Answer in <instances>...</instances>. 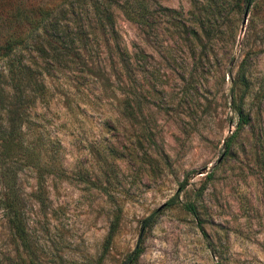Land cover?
<instances>
[{
    "label": "rangeland",
    "instance_id": "rangeland-1",
    "mask_svg": "<svg viewBox=\"0 0 264 264\" xmlns=\"http://www.w3.org/2000/svg\"><path fill=\"white\" fill-rule=\"evenodd\" d=\"M144 3L143 27L112 8L132 68L117 77L92 0H0V45L27 40L12 58L38 65L29 124L59 169L42 202L35 174L18 175L32 261L122 264L156 213L135 264H264V0ZM58 7L61 43L40 55L32 46L50 34L32 36L31 22ZM238 111L248 123L228 150ZM15 254L0 210V264Z\"/></svg>",
    "mask_w": 264,
    "mask_h": 264
},
{
    "label": "trees",
    "instance_id": "trees-1",
    "mask_svg": "<svg viewBox=\"0 0 264 264\" xmlns=\"http://www.w3.org/2000/svg\"><path fill=\"white\" fill-rule=\"evenodd\" d=\"M69 3L70 0H65ZM93 14L96 17V28L105 36H111V54H114L113 73L129 75L131 65L127 47L120 42L119 34L115 28L113 7L124 12L127 18L143 27L146 23L145 14L147 7L144 0H127L119 3L117 0H92ZM245 7H250L255 0H242ZM63 7L40 12V18L31 22L32 36L34 34H50V39L34 43L32 48L36 53L44 55L48 49L54 50L53 41H59V27L55 21L56 16L65 14ZM171 11V10H170ZM59 12V13H58ZM175 13V11H171ZM172 19H174L172 17ZM42 33V34H43ZM44 42L46 44H44ZM27 40L23 38H11L4 45H0V62L4 63L3 71L0 72V210L6 221V226L12 237V243L16 246V254L9 264H34V252L31 249V241L27 230V213L25 210V193L19 186L18 175L26 169L35 174L36 187L32 197L41 201L45 194V178L47 175L55 174V157L49 156V147L52 144L32 128L29 124V109L33 106L32 93L38 87V65L30 60L27 64L22 61L13 60L17 50L23 49ZM142 54H137L138 63ZM120 72V74H119ZM119 88L123 95H127L129 84L119 78ZM131 105L127 98L123 100L122 112L130 113ZM241 121L236 132L226 141L225 146L230 150L236 135L248 123L247 116L237 112ZM203 189V188H202ZM186 209L196 215L193 204H187ZM156 213L146 217L141 222V233L133 251L125 258L122 264H135L143 252L144 233L155 221ZM118 226V215L110 225L105 246L108 247L112 241ZM18 249L21 253H18ZM22 253L25 255L22 256Z\"/></svg>",
    "mask_w": 264,
    "mask_h": 264
}]
</instances>
